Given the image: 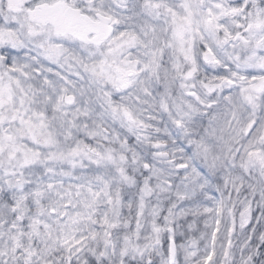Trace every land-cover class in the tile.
Listing matches in <instances>:
<instances>
[{
    "label": "snow or ice",
    "instance_id": "1",
    "mask_svg": "<svg viewBox=\"0 0 264 264\" xmlns=\"http://www.w3.org/2000/svg\"><path fill=\"white\" fill-rule=\"evenodd\" d=\"M0 264H264V0H0Z\"/></svg>",
    "mask_w": 264,
    "mask_h": 264
}]
</instances>
